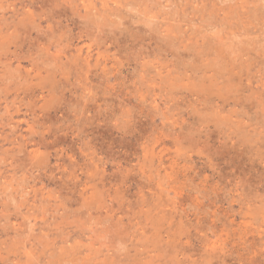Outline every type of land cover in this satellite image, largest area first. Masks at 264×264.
Segmentation results:
<instances>
[{
    "label": "rangeland",
    "instance_id": "rangeland-1",
    "mask_svg": "<svg viewBox=\"0 0 264 264\" xmlns=\"http://www.w3.org/2000/svg\"><path fill=\"white\" fill-rule=\"evenodd\" d=\"M0 264H264V0H0Z\"/></svg>",
    "mask_w": 264,
    "mask_h": 264
},
{
    "label": "bare ground",
    "instance_id": "bare-ground-1",
    "mask_svg": "<svg viewBox=\"0 0 264 264\" xmlns=\"http://www.w3.org/2000/svg\"><path fill=\"white\" fill-rule=\"evenodd\" d=\"M223 47V46H222ZM225 47V46H224Z\"/></svg>",
    "mask_w": 264,
    "mask_h": 264
}]
</instances>
